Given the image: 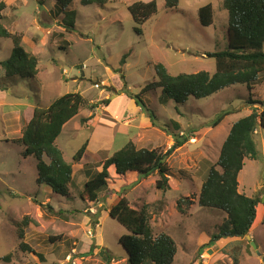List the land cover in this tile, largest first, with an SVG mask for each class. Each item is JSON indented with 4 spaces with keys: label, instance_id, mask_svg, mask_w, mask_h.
<instances>
[{
    "label": "rangeland",
    "instance_id": "1",
    "mask_svg": "<svg viewBox=\"0 0 264 264\" xmlns=\"http://www.w3.org/2000/svg\"><path fill=\"white\" fill-rule=\"evenodd\" d=\"M7 1L10 9L4 12L2 23L12 33L22 35L24 50L37 59V75L6 78L0 68V264H67V255L76 258L75 264H128L126 251L118 240L129 233L106 215L107 189L125 194L130 206L138 211L147 206L153 235L167 234L176 244L172 264H264L263 129L257 128L253 136L257 158L245 159L237 177L238 192L261 201L250 235L241 241L220 239L213 243L214 247L208 246L226 215L197 205L200 187L209 168L216 164L231 125L253 109L247 104L248 99L264 103V77L250 91L245 85H234L206 99L189 97L179 105L167 99L160 89L144 90L156 80L152 67L155 63L163 64L170 75L214 72V59L207 54L226 44L227 12L223 0H179L172 10H166V0H154L157 11L139 27L140 35L134 30L137 26L127 7L152 0H108L103 6H84L80 0H73L63 11L55 7V0ZM206 4L213 7V24L201 27L197 11ZM11 50V42L0 38V62L9 57ZM123 56L125 62L120 64ZM68 93H79L84 103L55 141L65 162H72L90 135L92 129L83 121L90 102L94 106H102L104 100L109 102L96 129L104 140L110 135L105 126L108 119L113 115L118 118L121 113L120 120L124 119L130 115L125 104L135 103L160 134L164 129L187 139L168 153L170 189H156L157 176L140 179L129 173L135 182L125 177L119 191L114 189L123 180H113L109 175L106 189L98 193L95 202L79 197L85 181L101 170L99 157H109L129 142L137 148L148 147L149 144H136L133 130L128 132L130 138L122 134L113 137L111 146L108 148L105 143L99 154L86 150L81 163L73 164L67 196L53 194L48 185L38 184L35 160L22 156L23 147L17 141L34 108H47L54 99ZM223 112L229 115L213 127ZM100 115L93 120L100 119ZM170 140L169 145L164 141L157 149L168 152L174 146V138ZM180 198L193 202L184 213L176 209ZM115 200L111 197L110 202ZM24 218L29 222L28 240L22 242L29 243L34 253L18 246V229ZM108 256L112 258L109 261Z\"/></svg>",
    "mask_w": 264,
    "mask_h": 264
},
{
    "label": "trees",
    "instance_id": "2",
    "mask_svg": "<svg viewBox=\"0 0 264 264\" xmlns=\"http://www.w3.org/2000/svg\"><path fill=\"white\" fill-rule=\"evenodd\" d=\"M73 0H55V7L63 9ZM108 0H80L81 5H106ZM179 0H166V10L176 9ZM222 6L227 12L226 44L223 49L207 54L214 59L215 70L212 74L200 71L194 74L170 75L161 63L152 65L156 80L145 86L144 90L160 89L161 93L175 104H183L189 97L197 100L234 85H245L250 91L259 85L264 77V0H223ZM6 5L0 1V38L12 44L9 57L0 62V68L6 78H34L37 75V59L24 50L22 35L12 33L4 27L2 12ZM132 21L137 26L135 32L140 35L139 27L157 11L154 0L134 2L127 7ZM197 20L201 27L213 24V7L206 4L197 11ZM71 28L73 25L70 26ZM68 31L67 28H65ZM125 56L120 60L124 64ZM84 98L79 93H68L54 99L47 108H34L30 120L24 125L17 143L23 147L22 156L33 157L37 170V183L46 184L52 193L67 196L72 183V165L79 163L83 157L87 142L73 155L72 162L63 159L62 152L55 145L63 127L78 115ZM107 105L108 100L102 101ZM253 106L250 114L233 123L220 148L218 159L212 165L202 183L197 205L211 208L226 215L224 224L218 234L210 239L208 246L219 239L242 240L247 237L256 216V209L261 204L258 198H248L238 192L237 177L242 171L244 160L257 158V148L253 139L257 128L264 130V103L248 99ZM257 106L259 108H257ZM229 112H223L215 120L216 127ZM153 116V114H152ZM150 115V117H152ZM155 118V116H154ZM85 121V120H83ZM153 125V124H152ZM154 126V125H153ZM175 130L179 126L172 123ZM167 132L166 130H162ZM174 138V146L166 153L158 149L137 148L129 142L123 148L100 162L101 170L92 174L84 183L79 197L83 201L95 202L98 193L106 189L110 179L108 169L114 168L117 176L129 173L139 175L140 179L157 176L155 187L163 192L170 189L169 176L171 169L167 164V156L171 150L182 146L187 139L168 132ZM106 199L116 197L118 200L108 210V216L124 227L129 235H123L118 242L126 251L128 264H172L177 247L167 234L154 236L150 226V214L147 206L138 211L130 206L129 200L110 189L105 191ZM193 202L188 198H180L176 209L184 213ZM186 205V208H182ZM28 218H24L18 229L19 249L34 253L23 243L24 229L28 227ZM49 241L53 242L51 238ZM204 245V246H207ZM79 255V254H78ZM103 256V255H102ZM104 257V256H103ZM106 258V257H104ZM112 258L108 256V260ZM8 260V259H5Z\"/></svg>",
    "mask_w": 264,
    "mask_h": 264
},
{
    "label": "crops",
    "instance_id": "3",
    "mask_svg": "<svg viewBox=\"0 0 264 264\" xmlns=\"http://www.w3.org/2000/svg\"><path fill=\"white\" fill-rule=\"evenodd\" d=\"M0 1L4 2L5 5H6L5 9L2 12L3 20H4V17H5L4 12L6 10L10 9V5H8L9 3H8L7 0L6 1L5 0H0ZM9 15H10L9 18L12 20L13 18H12L11 13ZM105 99H108V97L106 95H105ZM110 99H115V97H111ZM21 106L23 108H25L24 105H21ZM125 107L127 109H129V114L130 115L129 116L126 115V117L124 119H122V120H120V117L122 116V113L119 115L120 117H118V118L115 117L116 115H113V118L110 115H108L109 117H111V119H108L107 124L105 126H107L106 127L107 129L108 128L110 129V135L108 136V139L106 137V140H104L103 138L102 139L99 138V135H98L96 129L100 125V122H101L102 118L104 117V115H106V111L109 108V102L107 103V105H102V106L101 105L94 106L93 103H91V102L89 103V106H88L89 112H88V115H87V119H84L85 120L84 124L85 125L89 124L90 126L88 125V127H91L92 130L90 129L91 130L90 131V135H89L88 139L85 141V142H87L86 150L91 151V153H93L95 155L99 154V152L104 149L105 143H106V146H108V148H109V146H111V140L113 139V137H117V135H121L122 134V135H125V137L127 136L128 138H130L128 136V132L130 130H133L134 134L136 133V135H135L136 144H139V145L149 144V145H147L148 147H142V148L157 149V147H160L159 144H162L164 141L166 143H168V145L170 144L171 136L168 135V133H166L167 134L166 135L163 131H161V133H163V134H160L159 130H156L154 128V126L149 121H147L146 118L142 115L141 110L136 109V104L135 103L134 104L133 103H130V104L126 103ZM33 110L31 111V116H32ZM138 112H139V115H137ZM17 113H19V112L17 111L16 114ZM98 113L101 114L100 115V119L93 120V117L98 115ZM31 116H30V118H31ZM30 118H29V120H30ZM88 118H90L91 120L88 119ZM114 128H117V130L114 131ZM142 132H143V134H142ZM154 132L160 138L155 137L154 136L155 135ZM140 148L141 147H139V149ZM95 152H97V153H95ZM104 159L99 157V162L103 161ZM80 163H81V161H80ZM79 164H77V165H79ZM74 166L72 165V167H74ZM108 173H109L110 177L113 180H116V179H119V178H121L123 180L122 183L121 182L117 183L118 187H117V189H114L116 191L120 190L121 184H123L124 181H125V177H126V179L128 181L135 182L134 180H136V178L134 176H132V174H129V176L127 174V175H124L122 177L121 176H117L115 174V171H114L113 167H110L108 169ZM111 173H113L114 175L113 174L111 175ZM122 196H125V194H122ZM117 200H118L117 198H116V200L114 202H110V200H107L106 203L108 204V206H107L106 211H105L106 215L108 214V210L110 209V207L112 205H114ZM108 202H110V203H108ZM43 204L44 203H41V205H43ZM98 206H100V204H98ZM250 230H252V229H250ZM250 230H249L248 236L251 233ZM26 239L28 240V229H24L23 241L26 242ZM231 241H233V240H231ZM234 241H237V240H234ZM238 241H241V240H238ZM27 246L30 247L29 243L27 244ZM211 246L214 247V244L211 245Z\"/></svg>",
    "mask_w": 264,
    "mask_h": 264
},
{
    "label": "built area",
    "instance_id": "4",
    "mask_svg": "<svg viewBox=\"0 0 264 264\" xmlns=\"http://www.w3.org/2000/svg\"><path fill=\"white\" fill-rule=\"evenodd\" d=\"M76 258L72 257V255H68L66 258V263L67 264H75Z\"/></svg>",
    "mask_w": 264,
    "mask_h": 264
},
{
    "label": "water",
    "instance_id": "5",
    "mask_svg": "<svg viewBox=\"0 0 264 264\" xmlns=\"http://www.w3.org/2000/svg\"><path fill=\"white\" fill-rule=\"evenodd\" d=\"M251 246H252V249H255L256 248L255 245H254V243H251ZM257 255L260 256L259 253H257ZM263 261H264V259H263Z\"/></svg>",
    "mask_w": 264,
    "mask_h": 264
},
{
    "label": "clouds",
    "instance_id": "6",
    "mask_svg": "<svg viewBox=\"0 0 264 264\" xmlns=\"http://www.w3.org/2000/svg\"><path fill=\"white\" fill-rule=\"evenodd\" d=\"M256 132V131H255ZM72 254H74V252L72 253ZM68 256V255H67Z\"/></svg>",
    "mask_w": 264,
    "mask_h": 264
}]
</instances>
